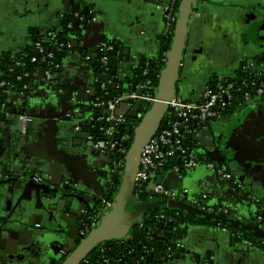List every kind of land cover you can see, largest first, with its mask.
Returning <instances> with one entry per match:
<instances>
[{
  "label": "crops",
  "instance_id": "obj_1",
  "mask_svg": "<svg viewBox=\"0 0 264 264\" xmlns=\"http://www.w3.org/2000/svg\"><path fill=\"white\" fill-rule=\"evenodd\" d=\"M34 1L30 0V3ZM91 1L96 12V22H92L82 32L87 52L94 49L97 51L102 43H110L119 48L120 54H124L121 63L137 70L139 67L145 68L141 66L143 62L150 65L151 59L160 56V44L167 24L165 16L168 13L157 7L168 6L172 0ZM228 1L230 0H202L199 16L202 25H208L210 17H222L220 12L217 15V11L229 7L226 6ZM60 2L63 4V0ZM36 9H27V13H22V10L15 13L14 9L0 8V92H4L6 96L2 100L3 105H0V171L3 166L11 169L9 174L0 172V177H10L14 174V169L24 167L34 171L31 172L33 176L49 173L52 186L73 184L85 196L92 197L96 194L102 198L108 188L104 174L111 164L110 158L96 152L89 145L90 140L83 137V132L90 130L98 112L91 104L94 97L89 83H96L100 89L105 88L102 85L107 86L100 82L98 74L101 72L96 71L94 76L91 62L80 59L81 54L75 52L62 56L59 69H52V73H48L47 68L39 67L34 74H30L29 83L24 84L27 87L26 94L12 91V86H1L3 82L9 83L1 80L4 73L2 62L9 58L11 65L15 63L13 57L28 48L26 46H33L30 43L32 34L40 33L45 38L47 32L57 28L55 25L50 26L54 28L48 27L49 20L44 18L48 13L40 17ZM258 14L257 12L249 17V22L242 23H231L229 18L222 17L215 26H219L217 30L225 34L213 44L229 54L235 53L229 51V47L234 46V51L239 49L238 56L249 53L250 49L258 50L257 38L253 37L249 41L240 39L236 34L229 38L226 34L230 29L236 32V28L240 27L261 31ZM27 16L29 20L25 18ZM235 24L237 27H232ZM205 27L208 30V26ZM205 47L204 44L200 53L196 52L200 49L196 43L190 47L189 60L180 84L181 96L186 99L194 98L195 88L200 85L197 83L206 76L207 71L203 68L206 59H200L201 53H205ZM127 51L129 52L125 53ZM85 108L88 111H84ZM76 109L83 112L72 115L71 120H57L68 112L74 113ZM124 109L121 107L119 111ZM82 114L84 118L79 119ZM25 117L30 129L28 132H20ZM87 122L90 124L88 127L85 125ZM210 130L218 147L215 156L225 162L229 160L238 180L264 203V104L238 107L212 125ZM168 174L160 176L162 185L169 191L186 188L191 194L206 193L214 205H223L222 202H225L228 203L226 206L235 210L236 206H242L233 195L227 193L225 186L211 171L190 172L186 176L177 177ZM42 202V196H36L33 190L14 189L10 192L7 186H0V264H45L43 261H36L37 255L32 244L34 240L27 233L22 237L15 234L23 228L27 229L24 224L30 221L33 223L38 218L39 227H45L44 232L50 236H56L51 229L67 230V222L59 218L60 215L63 216L62 213L55 214V219H51L44 212L46 207ZM251 207L256 210V206ZM241 211L242 216L248 215L251 219L250 213L245 209ZM67 218H71V215L68 214ZM74 219L69 222L72 227L69 230L75 233L81 231L82 219ZM221 227L199 220L178 227L172 234L171 242H181L184 252L170 261V264H264V251L261 248L247 245L234 231H223ZM157 234L160 238L167 237L162 232ZM19 242L25 243L27 259L19 258L22 248ZM66 244L64 239L58 241L57 246L64 248Z\"/></svg>",
  "mask_w": 264,
  "mask_h": 264
},
{
  "label": "water",
  "instance_id": "obj_2",
  "mask_svg": "<svg viewBox=\"0 0 264 264\" xmlns=\"http://www.w3.org/2000/svg\"><path fill=\"white\" fill-rule=\"evenodd\" d=\"M88 0H64V10L69 11L70 9L76 8L80 11L82 15L88 16V21L91 22L94 19V8L92 5L87 3ZM176 2V1H175ZM193 2L194 0H181L178 14L176 15V19L174 21V29L171 43L163 48V51H166L165 55V63L162 67L160 72H154V74L158 77V84L157 89L155 92V101L151 104H148L144 100L138 101H128L123 102L121 106L118 107L116 111V115H126L128 119H138V114L142 113V118L137 127L132 130L133 140L132 143L129 145V149L125 156V164L123 171L121 173V178L118 182V176L114 174L113 183L117 184V187L112 188L110 192V196H112L111 204L108 209L102 214V218L97 225L93 228L91 227V220H89V213L81 214L82 210L90 212L92 211L91 205L96 202V198L88 197L83 195L82 193L78 192L74 186L71 185H54L52 186L49 173H41L39 182L35 180V177L31 174L34 171L27 170L24 167L21 169H14V174L7 178L0 177V186H7L8 190L12 192L14 189H18L20 191L33 190L36 196H42V200L45 204L46 210L44 212L51 219H55V214L62 213L63 216H59L61 221H64L66 224V229H51L56 236H50L47 232H44L45 227H39L40 222L39 219L37 221H30L27 224H24L27 228L26 230L23 228L19 230L15 234L21 236L23 234H28L31 237V240H34V251L37 255L36 261H43L45 264H107L106 261L100 262L97 260L99 254L95 252L100 246H104V243H109L106 245L105 248H112L113 241H121L122 239H128L135 235L136 229H138V225L140 222L147 219L146 215L155 211L158 208H177L179 211H184L185 214L195 216L198 218H205L207 220L220 222L222 224H227L234 228H239L244 232H248L253 238L263 239L264 240V224L262 225H255L250 221L249 217L245 220H238L232 219L224 214H215V213H208L203 211L199 208L191 206L189 204L183 202H177L174 200H165V199H155L150 201H138L135 198V178L136 174L140 167L141 162V155L150 140L154 138V136L163 129V123L165 120L166 113L169 111L168 103L178 95V86L181 77V69H182V62L184 60V54L186 50V41L188 37L189 31V23L190 17L193 12ZM176 4V3H175ZM56 14H59V11H56ZM55 14V15H56ZM171 21L173 20L175 13L174 11L170 14ZM167 21V20H166ZM96 22V21H95ZM75 24L80 26L81 22L79 19L75 20ZM91 25H86V28L90 27ZM72 42V40L70 41ZM77 45V44H76ZM78 46H74V51L77 50ZM117 51H119L118 47H115ZM70 54H74V51L68 49ZM79 56L80 59L86 60L85 56L91 55L92 60L91 67H92V74L95 76L96 71L93 68L96 65H100L98 61V54L95 51L87 52V49L84 47L79 48ZM129 51L125 52L128 53ZM37 55V53H33ZM119 56L116 59L118 62V69L121 75H124L125 72H134L138 74L139 72L143 71L142 67H139L138 70L134 67H126L121 62L123 61L122 55L118 52ZM127 55V54H126ZM12 59H15L13 57ZM133 62L134 59H132ZM143 59H141L142 61ZM141 66H146L143 62ZM127 68V69H126ZM48 73H52L53 70L47 69ZM100 78V82L107 83V88L112 90L117 88V85L112 84L111 82L107 81V77L104 74H98ZM91 90H92V97L96 95V83L90 82L89 83ZM138 84L137 81L134 82V88L131 91L138 90L136 86ZM30 87V86H29ZM88 87V88H90ZM30 90V89H29ZM12 91L17 93L26 94V89H22L20 87L13 88ZM83 91V89H81ZM139 91V90H138ZM129 93V92H128ZM122 92L114 91V96L120 95ZM5 98V93L2 94ZM1 105H3V101H1ZM131 105V107H130ZM125 108L122 112L119 111L120 108ZM84 111H88V108H85ZM80 109L75 110L74 113H67L66 115L60 116L57 120L66 121L71 120L72 115H76ZM97 116V114H96ZM79 118L78 116H76ZM10 119V117H8ZM84 114L79 119H83ZM19 120V119H18ZM85 125L88 127L90 124L87 122ZM215 125V124H214ZM115 123H110L106 127H114ZM210 129V127H208ZM205 130L202 132L201 137L197 140L200 141V149L204 155H206L210 160L215 162H224L223 159L215 156V152H217V145L215 140L212 136L211 130ZM30 129L28 122L26 124H22V129L20 132H28ZM99 128L95 127L94 129L87 130L83 132V137L85 139H89L91 135L94 133L99 135ZM93 133V134H92ZM82 137V135H80ZM208 145H206V144ZM89 145L93 147V142H89ZM110 156V155H109ZM113 162V159L110 160ZM3 174H9L10 168L8 166H3L1 169ZM208 171L204 167L200 169H196L194 172L198 171ZM168 175L171 176H178L174 173H169ZM214 175L221 181V184L225 186L227 189V193L229 192L233 195L238 203L243 206V208L247 211V213L251 214V218L258 217L259 214L257 209L254 207L253 204V194L250 193L247 189L245 193L241 194L239 186H244L237 178L236 174L233 171V179L225 180L219 178L215 173ZM180 176V175H179ZM158 184H162V176H159L157 179ZM244 200L247 202L245 203ZM223 205L228 204L222 202ZM256 209L255 213H252V207ZM251 210H250V209ZM68 214L71 215V218H67ZM66 215V216H64ZM261 217L264 218V212L261 213ZM82 219V227L81 231L85 230L86 227L90 228L89 232L87 230V234L83 236L78 232H70V228H72L69 222L74 221L75 219ZM81 222V221H80ZM85 223L86 226H83ZM80 224V223H79ZM166 227L171 229L172 222L166 223ZM48 230V228H47ZM138 234L142 236L143 234H147L149 238H154V233L150 231V229H138ZM66 240L67 244L64 245V248H58L57 243L58 241ZM165 239V238H164ZM149 240V239H148ZM57 242V243H56ZM20 243V242H19ZM21 244L20 250V257L27 259V255H25L26 248L24 247L25 243ZM123 242L121 245L123 246ZM121 246V247H122ZM142 247V244L139 245V248ZM158 250L154 252H146L142 253V256L146 257V262L141 263L136 257L132 258V264H151V263H158V264H170L162 261L161 259L164 258L160 249L162 247V243L159 242ZM50 252H47V250ZM261 249L264 251V245L261 246ZM106 254V253H105ZM104 254V255H105ZM108 255V254H107ZM113 255V254H112ZM178 257V256H177ZM93 259L94 261H90ZM97 261V262H96ZM21 264V263H19ZM24 264V263H22ZM120 264V263H119Z\"/></svg>",
  "mask_w": 264,
  "mask_h": 264
},
{
  "label": "built area",
  "instance_id": "obj_3",
  "mask_svg": "<svg viewBox=\"0 0 264 264\" xmlns=\"http://www.w3.org/2000/svg\"><path fill=\"white\" fill-rule=\"evenodd\" d=\"M57 43L54 35L43 41L35 42L33 50L37 55L33 54L31 56V62L46 64L47 69H59L60 60H57V56L72 46L71 42L58 45ZM52 45L56 48L50 51L49 47ZM113 49V45L110 43L101 44L98 55L102 66H106L108 62L107 55L113 52ZM85 57L87 61L92 60L91 55ZM147 74L148 71L143 73L144 76H147ZM29 76L30 73H25L15 79L16 81H22ZM8 85L5 82L1 83L2 87ZM102 87L104 88L105 85H102ZM23 88L27 89L26 86ZM136 88L139 91L135 90L116 95L106 104L97 98H93L91 103L92 107L98 112H96V120L93 121L90 130L95 127L99 128L100 136L98 137L100 141L94 135H91L89 140L93 142V148L101 154L110 155L113 158L117 155L119 159L115 162L119 169L124 168L125 156L128 151L125 147L130 141L129 135L125 134L122 129H128L131 124L126 115L115 114L118 107L123 102L128 101L144 100L148 104L155 101L154 95L157 86L154 87L146 81L138 84ZM259 103L264 104V61L260 59L244 64L240 69L229 75L213 79L210 84L196 91L192 99H186L181 95L175 96L168 103L169 111L166 113L163 129L150 140V143L146 145L142 152L140 167L135 178V198L139 201L143 193L150 194L157 199L181 201L208 213L224 214L229 218L242 220L237 210L226 205L212 204L206 193L191 194L189 189L186 188L179 191H169L162 184L157 183V177L160 176H158L160 172L186 176L190 172L204 167L221 179H233L230 164L225 161L218 163L210 160L202 153L200 141L197 139L208 127L226 117L223 113L233 106L242 107ZM141 118L142 113H139L137 120ZM27 122L28 119L25 117L23 123L26 124ZM110 123H115V126L107 128L106 126ZM170 161H175V164L169 167ZM110 204L111 200L104 198L102 210L96 213L92 228L102 218V214ZM155 218L165 220L167 223L173 221L171 217H167L165 212L155 216L150 213L147 215V219L152 220ZM221 230L228 231L224 227H221ZM249 245L252 246L253 244L250 242ZM179 248L180 246L177 245L175 250L177 251ZM168 252L174 254L171 248Z\"/></svg>",
  "mask_w": 264,
  "mask_h": 264
},
{
  "label": "flooded vegetation",
  "instance_id": "obj_4",
  "mask_svg": "<svg viewBox=\"0 0 264 264\" xmlns=\"http://www.w3.org/2000/svg\"><path fill=\"white\" fill-rule=\"evenodd\" d=\"M60 1L59 0H35L34 3L31 4L30 0H1L0 1V8H2V9H14L15 13L20 12V10H22V13L23 12L26 13L27 9H31V11H34V9L37 8L35 11L38 12V14H37L38 16L40 15V17H43V15L45 13H48V16L44 17L45 19L51 18L52 21L58 20V22L60 24L63 20L64 15H68L69 17H71V18H69V21H71L72 25H74L73 30L79 31L78 33H75V35L72 38V42H71L72 47L70 48V50L74 51V49H72V48H74V46H76V47L78 46V48H77L78 51H74V53L80 52L79 51L80 46L81 47L85 46L84 42H83L82 32L84 29H86L87 24L91 25V22L88 21V16L82 15L79 10L77 12H72V9H70L69 11L64 10V5ZM180 1L181 0H172L170 5H168V6L164 7V6L160 5L157 7L159 10H162V11L168 13V14H166L167 16H165V18L167 20V22H166L167 24H166V29L164 31V35H162L163 36L162 42L160 44L161 54L158 58L151 59L150 62L152 64L146 65L145 68H143L144 69L143 73H144V71L149 72V70L153 71V72H156V71L160 72L162 67L164 66L166 51H163V48L171 43L172 35H173V29H174V21L176 19V15L178 14V11H179ZM201 1L202 0H194V2H193V12H192L191 17H190L188 37H187V41L185 43L186 44V50H185L184 60L182 62V69H181V74H180L182 76V73L184 72L185 68L187 67V63H188L190 52H191L190 47H192V45L196 43L197 48H198V46L200 47V49L198 48L196 50V52L200 53L202 46L205 44L206 45V47L204 48L205 53H201L200 59H202V58L206 59L204 62L205 67H203V68H204V71H207V73H206V76L204 78L205 80L200 79V81L197 83L200 85L195 88V91L202 89L208 80L216 79V78H219L221 76L229 75V74L233 73L234 71H237L238 69H240L244 64L251 62V61H257L264 56V0H230L226 4V6H229V7L222 8V9H219L217 11V15H219L218 12H220V14H222V17L227 18V19L229 18V21L231 23L232 22H234V23L241 22L242 23L244 21L249 22L251 20L249 17H251L252 15H256L257 12L259 13L257 18H259V20H260V26L262 29L261 31H253V29H249V28L243 29L240 27V28H236L237 29V30H235L236 32H234L232 29H230L226 33L229 38H232V35L235 37L234 34L238 35L239 38L243 39V40L249 39V41H250V39H252L253 37L257 38V42L259 43V45H258L259 49L258 50L257 49H252V50L250 49V51H248L249 53L243 54L245 56H243V55L238 56L239 55V52H238L239 49H236V51H234V46L229 47V51H233L235 53L229 54V52L225 51V49H220V46H218L217 44H213L216 42L215 40H220L221 35L225 34V33L223 34L221 31L217 30L219 28V26H215L216 25L215 23H218L219 19H221L222 17H219V16L210 17V18H208L210 20L208 25L205 24L203 26L202 22L199 20L200 19L199 16H201L200 14L202 11L201 10L202 9ZM52 3L56 6V8L58 6L59 7L61 6L57 18L52 13V8L55 7V6H53ZM87 3H89L91 5L92 1L88 0ZM173 11L175 13V16H174L173 20L171 21V19H170L171 15L170 14ZM94 13L96 14L95 11H94ZM94 13H91V14H94ZM76 19L80 20V22H81L80 26H78V24L76 26V24H75ZM92 22H95V17L92 20ZM236 25L237 24L233 25L232 27L235 28ZM205 26H208V30L205 29L206 28ZM52 28H54V27H52ZM229 34H231V36ZM221 39H222V37H221ZM228 42H230V41H228ZM99 48H98V50H99ZM94 51H95V53L98 54L96 49H94L93 52ZM70 52L71 51H69L67 49V51H65L64 56ZM97 59L99 61L100 67H101L102 65H101L100 60H99L100 59L99 55H98ZM226 61H227V64H224ZM10 64L11 63H10L9 58L5 59L2 62L4 73L2 74L1 80L3 79V76L8 75L5 73H7V72H9L10 74L12 73V69L10 68L11 67ZM102 67H104V66H102ZM29 77H27L26 79H23L22 81H18L17 85H12L13 83L11 84L10 82L7 84H9L8 86H12V88L20 87L23 89L24 84L29 83V81H30ZM180 84H181V77H180L177 93L182 91ZM1 114L2 113L0 112V115ZM224 118L225 117H223L222 119H224ZM219 121H217V122H219ZM96 152H98V151H96ZM98 153H100V152H98ZM101 155L104 157H109L110 160L113 159V162L110 164L109 169L107 170V173L105 172V174H104V176H106V185L108 186V188H106L105 195L102 198H99L95 194L92 197L96 198L97 200L95 203H93V205H91L92 211L87 212V211L82 210L83 214L87 215L89 213V215H90L89 220H91L92 224H93V219L96 217V213L98 211L102 210V201L104 200V198L105 199L109 198L110 200H112V196H110L109 194L112 191L113 186L117 187V185H118V183L117 184L113 183V178H114L113 175L116 174L118 176V182H119V180L121 178V173H122V171H120L119 168L117 167L115 159L112 156H109L106 154L105 155L101 154ZM227 163L230 164L229 160L227 161ZM230 168L232 170L231 164H230ZM232 173H233V170H232ZM34 177H35V180L39 182V180L41 178L40 175L34 176ZM71 186H74L77 189L76 185L71 184ZM238 190H240L241 194L242 193L244 194L246 191V188L243 186H239ZM99 196H102V195H99ZM252 199H253V204L256 206V209H257L259 216L258 217L253 216L251 219L249 218L250 219L249 222L259 226V225L264 224V218L261 217V213L264 212V203L262 202V200L260 198H257L255 196H253ZM231 206H236V205H231ZM242 207L243 206H240V207L236 206V209H237L238 214L241 216L242 220H245L248 217V215H243L244 217L242 216L241 210H244V209H242ZM147 215H146V217H147ZM147 220L148 219L140 222L138 225V229L139 228H142L144 230L147 228L149 229V227H147L145 225ZM152 220H154V219H152ZM99 221L96 222V225L99 223ZM92 224H91V227H92ZM84 226H86L85 223H84ZM217 227H221V226H217ZM222 227H224V226H222ZM224 228H226V227H224ZM89 229L90 228L86 227L85 230H87L89 232ZM138 229H136V233H138ZM228 229L229 228H227V230ZM85 230H82L79 233L82 234L83 236H85L87 234V231H85ZM150 231L154 233V238L148 237V239H149L148 245L152 246L153 242L156 241L158 244V248H160L159 242L162 243V247L165 244V242H168V241H166L167 237L160 238V237H158V234H157L159 232H162L164 235L168 236L169 233L166 230L157 231V230L152 229ZM174 231H176V228L173 230V233H174ZM234 234L237 236H240V239L244 240L247 245H249L250 242L253 244L252 246H256L258 248H261V246L264 245L263 239H253L252 237L245 236V235H242L240 233H234ZM112 243H113V246L114 245L116 246L117 244L120 245L122 242L118 243L117 241H113ZM106 245H109V243H104V246H100L98 249L95 250V252L97 254H99L98 259H97L99 261V263L106 261L107 264H119V263L123 264L121 258L119 260L117 257L113 256L112 254L111 255L113 256V259L110 258L111 256L109 257L111 248L110 249L105 248ZM171 245L172 246L169 248H171V250L174 252V254L168 252L169 248L166 249L164 252H162L160 250V252L164 256V258L161 260L166 262V263H171L170 261H173L177 256L181 255L184 252V245L181 244V242L175 243V244L173 242H171ZM177 245H179L180 248L176 251L175 249H176ZM123 247H124V245L122 246V248ZM152 249L153 248H150V246H147L144 248V251L154 252V251L158 250V249H156V250H152ZM137 259L141 263L146 262V257H144L142 255L140 258H137ZM90 261L93 262L94 260L91 259ZM205 264H207V263H205Z\"/></svg>",
  "mask_w": 264,
  "mask_h": 264
},
{
  "label": "trees",
  "instance_id": "obj_5",
  "mask_svg": "<svg viewBox=\"0 0 264 264\" xmlns=\"http://www.w3.org/2000/svg\"><path fill=\"white\" fill-rule=\"evenodd\" d=\"M55 6V5H53ZM60 7L58 6L56 8L53 7L52 8V13L55 15L56 11H59ZM78 9L73 8L72 12H77ZM69 17L68 15H64L63 20L61 22V28L58 29H53L49 32H47L45 38L43 36H41L42 34L40 33H35L32 34L31 39H30V43H35V42H39V41H43L46 38H50L51 36H55V39L57 40V45L60 43H65V42H70L73 38V36L75 35V33H78V30H73L74 25H72V28H68V25L71 23V21H69ZM28 48H24L23 51L19 54H17V56H15V63H13L11 65V69H12V73L10 74L9 72L5 73L8 74L7 76H3V79L6 81H9L12 85H17L18 81H16V77L17 76H23L25 73H30V74H34L36 72V69H38L39 67L41 68H47L46 64H41V63H32L31 62V56L34 53L33 50V46H26ZM46 47L48 48L47 44ZM54 45H52L51 47H49L50 51L54 50ZM113 52L108 53V62L106 64V66L104 67H100V65H96L93 68L96 67V69L98 71H101V74L106 75L107 77V81L111 82L114 85H117L118 88H114L112 90L108 89L107 86H105L104 89H96V95L94 97V99H100V101H102L104 104H106L114 95V91H116L117 93L122 92V93H128L131 92V90L134 88V82L137 81L138 83H143V82H149L151 85H153L154 87L157 86L158 84V77L154 74L153 71L148 72L147 76L143 75V71L139 72L138 74L134 73V72H125L124 75L120 74V71L118 69V62H117V58L119 56L118 51L115 48V45L113 46ZM98 52V51H97ZM59 54V53H58ZM65 52H62L59 56H57V60H60L62 58V56H64ZM260 60L264 61V56L262 58H260ZM137 71V70H136ZM213 81V79H210L206 82L205 85L210 84ZM10 84V85H11ZM107 84V83H106ZM1 96H0V105L2 104L1 101L3 100V95L4 92H0ZM178 95H181V92L178 93ZM184 97V96H182ZM239 106H233L231 109L227 110V112L223 113L224 116H227L229 113H231L232 111L236 110ZM130 122V127L128 129H125L122 131L129 135L130 137V141L129 144L125 147L126 149H129V145L132 143L133 140V134H132V130H134L135 127L138 126L140 120H129ZM91 131V130H90ZM93 134V133H92ZM94 136L97 140L100 141V138L98 137L97 133H94ZM115 160H118L119 157L117 155L114 156ZM175 161L169 162V167L174 165ZM120 171H123V168L119 169ZM164 174L163 172H160L158 174L162 175ZM158 179V177H157ZM157 198L153 197L150 194H145L143 193L140 198L139 201H150V200H155ZM185 203V202H184ZM187 204V203H186ZM166 213L167 217H171L173 219L172 221V228L169 229L166 227V221L165 220H158V219H154V220H150L148 219L146 221V226L149 227L150 230L154 229V230H166L169 234L167 236V240L168 242H165V244L163 245V247H161V251L164 252L166 249H168L169 247H171V239L173 238L172 233L173 230L180 226H182L183 224L189 223V222H193L194 220H199L201 222L204 223H211L215 226H224L226 228H229L231 230H233L235 233H240L242 235L245 236H249L252 237L248 232H244L239 228H234L231 227L227 224H222L220 222H216V221H211V220H207V219H203V218H198L195 216H191V215H187L185 214L184 211H179V209L177 208H158L155 211H152L150 214L152 216L155 215H160L162 213ZM255 210H252V213H255ZM175 233V231H174ZM253 238V237H252ZM253 239H257V238H253ZM118 243L123 242L124 247H121L120 245H114L110 250V255L109 257L111 259H113V256L117 257L119 260L120 258L122 259V263L123 264H132V258L136 257V258H140L142 253L144 252V248L147 246H150V248H153L152 250H156L158 249V244L156 241L153 242L152 246L148 245L149 241H148V235L147 234H143L142 236H140L138 233H135V235L131 238L128 239H122L121 241H117ZM142 244V247L139 248V245ZM151 250V249H150ZM113 254V256L111 255ZM117 259V260H118ZM117 262V261H116Z\"/></svg>",
  "mask_w": 264,
  "mask_h": 264
},
{
  "label": "rangeland",
  "instance_id": "obj_6",
  "mask_svg": "<svg viewBox=\"0 0 264 264\" xmlns=\"http://www.w3.org/2000/svg\"><path fill=\"white\" fill-rule=\"evenodd\" d=\"M27 13V12H26ZM56 16V18L58 17V14H56L55 15ZM25 18H27V20H29V17L27 16V17H25ZM50 19L51 18H48V19H46V20H49V23H47V26L48 27H50L51 25H55V26H57V29L59 30L60 28H61V24L58 22V20L57 21H50ZM50 28H52V27H50ZM68 28H72V23H70L69 25H68ZM175 201V200H174ZM177 202H181V201H177ZM184 203V202H183Z\"/></svg>",
  "mask_w": 264,
  "mask_h": 264
}]
</instances>
